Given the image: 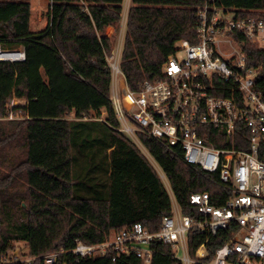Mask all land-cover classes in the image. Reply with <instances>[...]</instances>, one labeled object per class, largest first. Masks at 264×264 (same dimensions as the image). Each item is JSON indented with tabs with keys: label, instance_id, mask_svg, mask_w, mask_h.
I'll list each match as a JSON object with an SVG mask.
<instances>
[{
	"label": "trees",
	"instance_id": "16d2710c",
	"mask_svg": "<svg viewBox=\"0 0 264 264\" xmlns=\"http://www.w3.org/2000/svg\"><path fill=\"white\" fill-rule=\"evenodd\" d=\"M49 1L48 24L36 32L30 0H0L1 50L25 53L23 62H0V264H46L44 257L60 253L55 264H144L135 255L113 261L112 253L78 259L69 252L78 241L101 243L110 233L137 224L156 232L162 219L172 215L169 191L148 157L118 132L110 101L106 56L113 41L107 30H118L124 0ZM131 3L120 67L129 88L137 91L144 81L162 78L163 65L179 41L198 42L203 0ZM217 5L241 17L264 19V0H217ZM245 51L249 66L261 68L256 86L264 96V51L253 45ZM14 100L24 103L10 108ZM11 114L14 119L8 120ZM99 125L107 130L105 141L94 130ZM140 139L165 174L183 215L195 213L190 204L195 193L209 192L216 205L228 199L227 192L179 157L151 139ZM12 145L22 152L17 163L2 154ZM102 154L106 163L99 170L106 184L90 186L100 177L96 168L88 170L84 185L77 184V156L92 168ZM19 184L21 189L15 188ZM18 242L26 244L30 261L9 257ZM204 242V236L190 233L193 259ZM224 242L222 234L212 238L205 261ZM152 252V264H183L171 246L154 242Z\"/></svg>",
	"mask_w": 264,
	"mask_h": 264
},
{
	"label": "built area",
	"instance_id": "2783aa9c",
	"mask_svg": "<svg viewBox=\"0 0 264 264\" xmlns=\"http://www.w3.org/2000/svg\"><path fill=\"white\" fill-rule=\"evenodd\" d=\"M197 37L196 44L179 41L163 65L162 78L144 81L137 91L129 88L121 71L122 50L112 47L106 56L110 101L118 132L148 157L163 183L170 186L141 137L179 157L227 192L228 199L216 205L209 192L195 193L190 197L195 213L183 215L170 187L172 215L162 219L158 231L137 224L110 233L101 243L78 241L69 251L78 259L112 253L113 261L135 255L152 264V245L158 242L171 246L183 264H264V96L256 86L261 68L249 66L245 51L247 45L264 51V19L241 17L217 0H203ZM23 61V51L0 47V62ZM13 119L11 114L8 120ZM191 232L205 237L195 259L188 245ZM220 234L224 244L205 261L207 243ZM60 254L44 257L46 264H55Z\"/></svg>",
	"mask_w": 264,
	"mask_h": 264
},
{
	"label": "rangeland",
	"instance_id": "374dc122",
	"mask_svg": "<svg viewBox=\"0 0 264 264\" xmlns=\"http://www.w3.org/2000/svg\"><path fill=\"white\" fill-rule=\"evenodd\" d=\"M30 4L32 7V18H31V28L32 31H40L41 29H43L47 24H48V8L50 5V1L49 0H30ZM132 6L131 0H124V13L127 15L130 8ZM232 16H230L231 18ZM126 25H127V20L124 18H122L121 24L118 27L117 31H114V29L107 30V35L112 39L113 44L112 47H115L116 49L119 48L123 51V46H124V38H125V34H126ZM23 51L21 48L17 49V51H12V52H21ZM117 86L119 89H121V82L117 81ZM15 105L10 104V108H12L13 106H17L19 104H23L24 101H19V100H14L12 102ZM106 112L103 111V116H102V120L104 121V118L106 117ZM14 118V115H13ZM16 118H19V116L17 115ZM70 120H74L75 117L73 115L69 116ZM99 123V122H98ZM94 130L96 132V134L98 135V137L101 140L106 139L107 136V130L104 126L99 125V126H94ZM3 156H5V158L9 161V162H15L17 163L18 161L21 160L22 157V152L20 150V148L15 147V146H6L5 147V151H3ZM78 159H80V161L78 163L74 164V175L77 179V184L80 185H84L85 182H87V176L90 174V172L88 171L89 169H97V174L98 176H100L98 179H96L93 183H91L90 186H93L94 183H100L101 185L106 184L107 180L105 175L101 176L102 173L99 169L104 168L105 163H106V159L104 158V154H102L101 158L98 159L96 161V163L94 164V166L88 167L89 162L86 161V158H83V156H77ZM1 171L4 173H8L7 169L1 168ZM91 176L94 177L93 174H91ZM165 186L167 188V190L170 188V186L168 185V183L166 181H164ZM15 188H20V184L19 186H15ZM15 188H13L12 192L10 191V194H15L13 193L15 191ZM12 204V203H11ZM10 204V206H11ZM25 206V204H24ZM14 250L10 253L9 257L15 260H19L22 262H27L30 261V258L28 257V248L26 246L25 243L23 242H18V243H14Z\"/></svg>",
	"mask_w": 264,
	"mask_h": 264
},
{
	"label": "bare ground",
	"instance_id": "6f19581e",
	"mask_svg": "<svg viewBox=\"0 0 264 264\" xmlns=\"http://www.w3.org/2000/svg\"><path fill=\"white\" fill-rule=\"evenodd\" d=\"M3 58H5V59H15V56H13V55H4Z\"/></svg>",
	"mask_w": 264,
	"mask_h": 264
},
{
	"label": "crops",
	"instance_id": "0c3cea01",
	"mask_svg": "<svg viewBox=\"0 0 264 264\" xmlns=\"http://www.w3.org/2000/svg\"><path fill=\"white\" fill-rule=\"evenodd\" d=\"M131 2H132V0H131ZM123 12H124V3H123ZM128 14H129V12H128ZM128 14L126 15L125 13H124V15H123V18L125 17V19L127 20L128 19ZM108 36V35H107ZM109 37V36H108Z\"/></svg>",
	"mask_w": 264,
	"mask_h": 264
}]
</instances>
